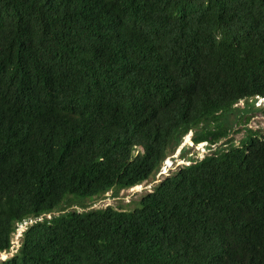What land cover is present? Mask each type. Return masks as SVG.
<instances>
[{"label": "trees", "instance_id": "16d2710c", "mask_svg": "<svg viewBox=\"0 0 264 264\" xmlns=\"http://www.w3.org/2000/svg\"><path fill=\"white\" fill-rule=\"evenodd\" d=\"M258 96L264 0H0V252L33 220L0 264H264V131L225 120ZM190 130L226 144L131 209L46 216L155 177Z\"/></svg>", "mask_w": 264, "mask_h": 264}, {"label": "rangeland", "instance_id": "374dc122", "mask_svg": "<svg viewBox=\"0 0 264 264\" xmlns=\"http://www.w3.org/2000/svg\"><path fill=\"white\" fill-rule=\"evenodd\" d=\"M252 99L246 101L241 100L240 102H238L236 104L235 110L232 111V114L225 118L227 123L231 122L229 124L231 125L232 130L229 137H231L237 144L240 142L242 136L246 133V130L244 128H249L251 130H255L256 132L264 131V100ZM189 135L190 134L185 135L182 143L171 155V158L173 157L176 159H174L173 162L169 161V159H166L161 167L160 172L156 174L155 177L127 189H120L118 191L115 189H110L98 197H79L66 195L64 196L61 203L55 207V209L60 210L48 213L46 214V216L49 217L52 214H59L63 212V210L67 211L70 209H77L78 211H81L83 210L82 206H86L85 209L105 207L108 205L113 207H122L125 209L133 208L143 194L150 192L154 184H156L164 176L168 175L171 170L176 169L178 165L182 163V161L180 160V156H178V149L181 146H184L185 152L186 150L188 151L185 153V156H202L204 152H209L208 148L206 149V151L203 150V143L192 144L190 142ZM222 144H226L225 139H221L217 142V145ZM31 222H33V220H28L25 224L19 225L17 231L12 236V242L14 244L12 250L8 251L4 257L0 255V261L13 254L18 245L22 230L25 229L26 224H30Z\"/></svg>", "mask_w": 264, "mask_h": 264}, {"label": "clouds", "instance_id": "9594fccd", "mask_svg": "<svg viewBox=\"0 0 264 264\" xmlns=\"http://www.w3.org/2000/svg\"><path fill=\"white\" fill-rule=\"evenodd\" d=\"M249 99H252V98H249ZM249 99H247V100H249ZM257 99H263L264 100V97H261V96H258L255 100H257ZM243 100V99H242ZM253 100V99H252ZM241 101V100H240ZM239 101V102H240ZM244 101H246V100H244ZM238 103V102H237ZM236 103V104H237ZM236 104H235V108H236ZM235 110V109H234ZM232 114V113H231ZM192 130H190L187 134H190L189 135V137H190V142L192 143V144H195L192 140H191V136H192ZM186 134V135H187ZM185 137V136H184ZM199 143H203L204 144V148H203V150H205L206 151V149L208 148V147H211V148H213V146L214 145H217V143L216 144H213V145H210V144H208L206 141H202V142H199ZM198 144V143H197ZM178 148V147H177ZM182 148H184V146H181L178 150H179V152H178V156H180L181 155V149ZM209 149V148H208ZM209 151H210V149H209ZM186 152H188L187 150H186ZM208 153V152H207ZM173 153H171L170 155H168L165 159H164V161H163V163L166 161V159H169V161H172L173 162V160L174 159H176V158H171V155H172ZM206 153L204 152V154L202 155V156H194V155H190V156H193V157H195V158H203V156L205 155ZM186 158H181V156H180V160L182 161V163L180 164V165H178V166H181V165H183V164H190L191 163V160H190V158H187L188 157V155L187 156H185ZM163 163H162V165H163ZM162 167V166H161ZM160 170H161V168H160ZM160 172V171H159ZM158 172V173H159ZM157 173V174H158ZM139 185V184H138ZM24 230V229H23ZM22 230V231H23ZM22 233V232H21ZM21 235V234H20ZM18 245H19V242H18ZM17 245V246H18ZM4 252V251H3ZM5 253H7V252H5ZM7 258V257H6Z\"/></svg>", "mask_w": 264, "mask_h": 264}, {"label": "bare ground", "instance_id": "6f19581e", "mask_svg": "<svg viewBox=\"0 0 264 264\" xmlns=\"http://www.w3.org/2000/svg\"><path fill=\"white\" fill-rule=\"evenodd\" d=\"M5 254H6L5 252H0V255L3 257L5 256Z\"/></svg>", "mask_w": 264, "mask_h": 264}]
</instances>
